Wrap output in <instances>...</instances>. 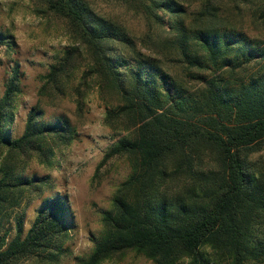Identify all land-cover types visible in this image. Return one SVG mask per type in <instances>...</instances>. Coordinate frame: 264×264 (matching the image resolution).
Listing matches in <instances>:
<instances>
[{"label":"trees","instance_id":"16d2710c","mask_svg":"<svg viewBox=\"0 0 264 264\" xmlns=\"http://www.w3.org/2000/svg\"><path fill=\"white\" fill-rule=\"evenodd\" d=\"M30 1L39 16L63 21L78 44L51 65L46 83L58 86L82 47L85 77L118 84L125 99L107 115L125 120L129 135L101 164L127 156L132 173L103 212L102 233L81 264H102L128 251L155 264L263 262L264 165L253 166L248 157L264 147V41L225 19L246 6L264 20V0H134L149 24L161 26L171 16L185 81L158 58L137 52L129 33L97 15L87 0ZM116 43L134 54L113 49ZM11 46L0 32V47ZM19 80L14 66L0 94V264L54 262L71 228V212L51 194L25 231L22 204L51 182L24 177L23 161L36 157L51 165L50 143H70L73 137L63 117L44 123L36 107L23 134L9 135ZM176 176L189 186L174 192Z\"/></svg>","mask_w":264,"mask_h":264},{"label":"rangeland","instance_id":"374dc122","mask_svg":"<svg viewBox=\"0 0 264 264\" xmlns=\"http://www.w3.org/2000/svg\"><path fill=\"white\" fill-rule=\"evenodd\" d=\"M87 1L97 15L122 26L129 33L137 52L158 58L173 76L186 80V68L175 58V32L169 28L171 16H165V24L159 26L149 24L148 15L134 0ZM243 9L225 20L250 38L264 41V20L254 16L246 6ZM0 32L12 42L10 50L0 47V94H3L14 66L18 67L20 76V92L14 102L9 135L18 138L23 134L27 115L36 107L43 112L44 123H53L63 117L70 125L73 137L70 143H50L53 149L51 165L41 163L36 157L23 161L24 177H49L51 182L40 196L22 204L25 231L33 223L43 198L51 194L59 195L69 206L72 224L54 262L29 258L21 264H81L102 233L103 212L111 208L117 190L132 173L127 156L101 164L105 154L129 135L130 125L125 120L111 121L107 115L111 109L125 104L123 90L118 84L103 85L95 77H85L88 59L82 47L79 57L58 86L46 83L44 78L51 65L78 44L63 21L39 16L30 0H0ZM112 45L115 50L134 54L129 47L118 43ZM190 86L194 87L193 84ZM248 159L253 166L264 165V147ZM176 178L172 186L174 192L189 186L190 181L186 178ZM102 264L155 263L142 253L128 251ZM248 264H264V261Z\"/></svg>","mask_w":264,"mask_h":264}]
</instances>
